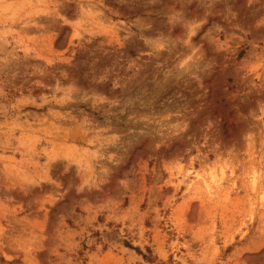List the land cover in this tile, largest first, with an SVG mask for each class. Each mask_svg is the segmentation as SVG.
<instances>
[{
    "label": "rangeland",
    "instance_id": "1",
    "mask_svg": "<svg viewBox=\"0 0 264 264\" xmlns=\"http://www.w3.org/2000/svg\"><path fill=\"white\" fill-rule=\"evenodd\" d=\"M0 264H264V0H0Z\"/></svg>",
    "mask_w": 264,
    "mask_h": 264
}]
</instances>
